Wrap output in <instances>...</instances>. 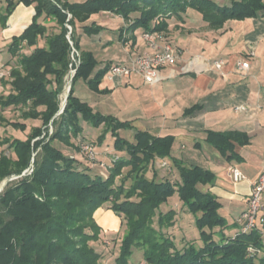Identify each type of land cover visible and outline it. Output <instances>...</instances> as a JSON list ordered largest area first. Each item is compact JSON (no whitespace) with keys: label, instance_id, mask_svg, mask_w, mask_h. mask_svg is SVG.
I'll list each match as a JSON object with an SVG mask.
<instances>
[{"label":"trees","instance_id":"obj_1","mask_svg":"<svg viewBox=\"0 0 264 264\" xmlns=\"http://www.w3.org/2000/svg\"><path fill=\"white\" fill-rule=\"evenodd\" d=\"M0 3L2 26L17 5L33 10L28 26L13 36L8 46L10 55L16 57V65L8 69L11 92L0 96V110L12 107L21 112L22 119L41 122L31 128L25 140L1 142L8 144L15 159L0 153V184L7 181L0 192V264H102L101 254L90 243L100 239L101 228L93 214L103 206L121 220L124 228L114 264H131L132 249L141 250L147 264H264V225L244 233L238 222H228L220 212L222 206L217 197L199 188L213 182L215 175L211 171L199 166L185 167L173 160L177 170L174 180L159 176L155 161L170 158L174 138L154 136L134 129L131 122L94 112L74 90L75 83L81 80L94 93H110L99 86L111 64L98 68L93 54L80 48L78 29L88 35H98L103 29L95 23L84 26L92 15L110 13L120 17L125 25L118 37L125 44L129 40L123 38L124 34L165 32L171 19L182 23L187 10L197 12L214 30L230 20L256 18L264 10L263 0ZM49 22L54 25L49 26ZM50 27L57 32L49 33ZM135 38H130L133 43ZM23 49L29 52L22 53ZM72 49L79 53L78 58L73 56L74 61ZM71 70H75L71 90L63 112L57 115ZM83 122L94 129L102 128L96 139L98 146L111 137L107 143L114 153L109 152L113 156L104 164L106 177L92 176L91 164L76 158L77 152L71 156L58 146L73 148L72 140L83 135ZM11 125L22 132L26 130L23 123ZM122 130H134L133 140L121 135ZM239 135L211 131L206 141L220 155L229 153L227 158L233 159L236 157L231 151V140ZM27 169L32 172L24 173ZM124 169L128 170L124 173ZM12 177L17 178L10 180ZM174 197L193 217L198 238L188 239L173 232L177 231L174 229L178 211L163 210L161 206ZM248 248L255 252L250 255Z\"/></svg>","mask_w":264,"mask_h":264},{"label":"crops","instance_id":"obj_2","mask_svg":"<svg viewBox=\"0 0 264 264\" xmlns=\"http://www.w3.org/2000/svg\"><path fill=\"white\" fill-rule=\"evenodd\" d=\"M32 15V9L19 4L8 17L5 26L0 24V33L8 46L11 38L18 36L28 26ZM182 17V23L171 19L167 30L163 32L178 57L177 63L173 67L161 69L153 85L145 83L140 76L117 78L114 82L108 81L104 76L99 88L109 90V94L91 91L94 96L89 101L76 96L88 103L94 112L120 120L117 111L124 110L123 107L129 109V103H138V100L128 95L125 97V90L130 86L137 87L136 80L139 79V84L152 86L150 88L153 89L149 88L147 92L152 98L150 102L143 101L141 113L135 110L126 113L124 110V121L131 122L136 130L147 131L158 137L169 135L174 138L170 158L155 161L157 173H160L158 169L163 163L176 176L173 160L185 167L199 166L211 171L215 175L213 182L199 188L203 192L214 194L222 206L221 214L229 223H236L247 208L251 184L264 172V10L256 18L227 21L218 30L209 28L193 10H187ZM116 18L121 19L118 16ZM121 21L123 22L122 19ZM124 25L123 22L122 26ZM106 33L100 32L98 35H107ZM140 35L138 31L133 35L124 34L123 38L129 40L125 44L118 37L122 51L129 48L130 52L126 55L118 54L121 62L108 57V60H102L97 67L101 68L106 63L125 65L131 54L146 51L145 44H141L143 41ZM133 36L136 37L134 43L130 39ZM106 42L107 46H113V41ZM14 59L10 55L5 67L9 69L12 65L10 61ZM218 60L223 62L220 71L213 67V62ZM243 61L249 64L246 71L237 67ZM137 92L140 90L137 89ZM126 101L130 102L123 104ZM237 106H245L246 111L236 112ZM190 108L194 110L186 113ZM104 109L110 111H103ZM211 131L241 135L231 140V151L236 158L228 159L229 153L226 156L220 155L206 141L207 134ZM133 133L134 130L130 133V141L133 140ZM244 140L248 142L240 143ZM107 150L110 154L114 153L110 147ZM76 154V158L81 160V155ZM229 167L237 168L245 179L233 183L228 175ZM175 207L179 218L174 229L177 231L173 232L184 235L187 227L185 222L194 223V219L184 207H180L179 202L176 201ZM98 213L109 219V225L102 219L98 222L99 219L95 216L96 221L108 227L110 232L115 231L120 223L119 218L105 206L99 208L95 215ZM231 232L235 233L236 230Z\"/></svg>","mask_w":264,"mask_h":264},{"label":"rangeland","instance_id":"obj_3","mask_svg":"<svg viewBox=\"0 0 264 264\" xmlns=\"http://www.w3.org/2000/svg\"><path fill=\"white\" fill-rule=\"evenodd\" d=\"M72 1L80 3V2H83L85 0H72ZM0 5H1V3H0ZM1 7H2L1 9H3L4 5ZM112 22H114V23H112ZM92 23H95L97 26H101L103 28L101 32H104V33L107 32L106 33L107 35L100 34L97 37H93L96 35L84 34V33H82L81 29L77 30V35L79 36V39L81 38L80 39L81 50L91 52L98 64L102 60H105V61L108 60L109 59L108 57L120 60V57L118 56V54H120V55L125 54L126 55L127 52H130L129 48H127L128 50H126L125 52L122 51V48L120 45L121 43H119L117 40L118 35L120 33L119 30H120L122 23H123L121 21V19H119V18L117 19L116 16H110L107 13H99V14L92 15L90 17V19L84 24V26L85 25L89 26ZM48 25L52 26V25H54V23L49 22ZM51 32H57V31L54 30L53 27H50L49 33H51ZM161 33H163V32H161ZM97 38H99V40ZM106 40L113 41V46L112 45L107 46L108 42H106ZM142 43L144 45V42H141V44ZM40 45L43 46V42H40ZM28 52L29 51L26 49H23V51H22V53H28ZM141 53L142 52H140V54ZM140 54L139 53L131 54L129 56V62L131 60L136 59V57ZM9 56H10V53L8 51V43L4 39L2 34L0 33V64L1 65L6 64ZM71 58L74 61V57L72 56V54H71ZM114 61H117V60H114ZM10 62H12V65H16V57L13 61H10ZM119 62H121V60ZM132 75H134V74H132ZM71 76H72V74L69 76V78L67 80L65 92L62 95L63 100H64V96L67 92V87L69 86V84H71V81H70V79H72ZM134 76H138V75L135 74ZM122 78L124 79V77H122ZM140 82H141L140 79L136 80L137 87L130 86L129 89L125 90V92H126L125 97L130 96L131 98L138 100V103H136V102L129 103L130 101H128V103L130 105L129 109L123 107L124 110L127 111L126 113H129V111L131 112L133 110L141 113V109H143V105H144L143 101H146V103H147V101L150 102V99H152L150 96L147 95L149 88L152 86H145L143 84H139ZM0 83H1L0 84V96L6 97L11 92V89L9 86L10 78L0 79ZM137 89L140 90L139 93L137 92ZM150 89H153V88H150ZM74 90H75V95H78L83 101H89L90 99H92V96H94V95H92L91 91L86 87V85L81 80H79L75 83ZM122 101H124L123 98H122ZM139 101H140V103H142V105H140ZM126 103H127V101L124 102L123 104H126ZM139 105H140V107L142 106V108H140ZM124 110H119L116 112L117 117L122 121H124V119H123L124 117L122 115V112ZM103 111H110V110L104 109ZM58 113H57V115H59ZM0 114H1V117L3 118V120H1V122H0V153L2 152L3 154L8 155V156L15 159V156L13 155L12 150L8 148V144H9L8 142L12 141L13 138L25 140L26 135L29 134L31 128H35V127L40 126L41 122H40V120L22 119L21 118V112L18 109H15L12 107L6 108L4 110H0ZM16 122L25 124L26 130L24 132H22L16 128L12 127L11 124L16 123ZM82 124L84 126L83 135H82L81 139L77 138V139L72 140L73 148H67V147H64L63 145H60V144L58 146L62 147L63 151L66 154H69L71 156L73 154H75V152L80 153L82 160L85 163H89L92 165V169L90 170L92 176L98 175L101 177H106L108 172H107V167L104 164L108 163L111 160L113 155H110L108 150L105 148L110 147L109 143H107V142L109 140L111 141V137L109 136V139L106 138L105 142L103 143L106 147L104 145L98 146L96 143V139L99 136V134L102 132V128H99L96 130V129L88 126L84 122ZM135 125H137V128H138V124L136 123ZM51 132H52V127L49 128V133L51 134ZM120 132H121V135L125 136L126 138H128L130 140V133H132V131L122 130ZM2 141L7 142L8 144L1 143ZM86 144L91 145L93 150L96 149L94 151V157L93 158H89V154H86V151L82 150L81 146L86 145ZM76 149H77V151H76ZM107 166H108V164H107ZM166 167L167 166L162 163V167H160V169H158V170H160V173H158L159 176H163L165 178L174 180L175 173L169 172ZM154 168H157L156 165L154 166ZM127 170L128 169H124L123 172L125 173ZM151 171H149L147 173L148 178L151 177ZM31 172H32V169H27L24 171V173H28V174H30ZM16 178L17 177H12L11 179L13 180ZM119 182H120V179H117L116 184H119ZM2 184H3V182L0 184V187L2 186ZM127 185H128V183H127ZM176 200H177L176 197L169 199L167 204H164L161 206V209H163V210L171 209V208L176 209V207H175ZM95 216H96L97 220L99 219L98 222H100V219H102L105 221L106 224L109 225V219L106 216H101L99 213L97 215H95V213L93 214V218H94L95 222L97 223V225L101 228V232L99 235V238H100L99 241H97L95 243H90V245L94 247L96 252L101 254L102 257H101L100 263H102V264H114L116 256L118 254V249H117L118 244H119V241H120V238L122 236L123 229H124L121 226V220L119 219L120 223H119L118 227L116 226L115 231L110 232L108 227L103 226L96 221ZM177 218H179V214L177 215ZM185 223H186L187 227L185 228V231H184L185 232L184 237H187L188 239L198 238V233L195 229L194 223H192V221L191 222H185ZM179 225H180V223H179ZM106 229L108 230L107 232H106ZM176 238L179 239L180 235H177ZM141 261H144L142 259V251L138 250V249H132V255L130 257V263L136 264V263H139Z\"/></svg>","mask_w":264,"mask_h":264},{"label":"built area","instance_id":"obj_4","mask_svg":"<svg viewBox=\"0 0 264 264\" xmlns=\"http://www.w3.org/2000/svg\"><path fill=\"white\" fill-rule=\"evenodd\" d=\"M69 30L70 27H68ZM141 40L146 46V51L131 60L125 65H111L105 75L106 79L110 82H114L117 78H127L132 74L141 76L145 83L153 85L158 73L161 69L166 67H173L177 63V55L174 53L171 45L168 43L166 37L161 32H143L140 35ZM72 56L79 57L78 52L72 49ZM76 65L78 61L75 62ZM223 62L218 60L213 62V67L216 70H221ZM239 70H248L249 64L246 61L239 62L237 64ZM73 75L75 70H71ZM10 78V71L0 64V79ZM236 112H245V106H237ZM86 154H89V158L94 157L92 148L88 145L81 146ZM228 175L233 183L242 182L245 178L243 174L235 167L228 168ZM264 172L259 176L258 180L251 184L250 193L247 200V208L240 215L237 222L242 232H250L256 229L258 226L264 225ZM264 235V231H263ZM255 252L254 249L248 248V253L252 255ZM136 264H147L145 261H141Z\"/></svg>","mask_w":264,"mask_h":264},{"label":"water","instance_id":"obj_5","mask_svg":"<svg viewBox=\"0 0 264 264\" xmlns=\"http://www.w3.org/2000/svg\"><path fill=\"white\" fill-rule=\"evenodd\" d=\"M73 75H74V74H73ZM73 75L71 76V78L73 77ZM70 81H71V79H70ZM70 90H71V84H69V86L67 87V92H66V94H65V96H64V100H63V102H62V105H61V108H60V111H59L58 114H60V113L63 112V110H64V108H65V105H66V101H67L68 94H69ZM10 180H12V179H10ZM10 180H9V181H10ZM6 183H7V181L3 182L2 186L0 187V192L3 190V188H4L5 185H6Z\"/></svg>","mask_w":264,"mask_h":264}]
</instances>
